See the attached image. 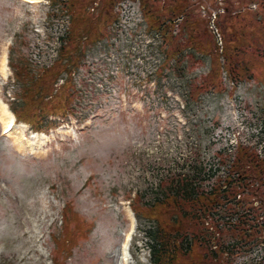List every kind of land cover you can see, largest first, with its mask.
<instances>
[{
	"label": "rangeland",
	"instance_id": "rangeland-1",
	"mask_svg": "<svg viewBox=\"0 0 264 264\" xmlns=\"http://www.w3.org/2000/svg\"><path fill=\"white\" fill-rule=\"evenodd\" d=\"M37 1L0 0V58L7 52L8 66L6 77L0 73V99L25 143L46 136L36 151L22 149L3 133L8 117L0 109V264H122L120 247L132 223L130 264H153L148 234L157 209H149L166 174L202 168L198 182L208 188L228 173L238 144L264 156V27L257 3L243 0L251 11L240 22L226 18L230 33L246 35L240 39L252 75L233 83L224 71L216 89L192 97L211 55L191 57L186 49L182 63L171 60L156 72L169 49L160 32L148 28L140 0H112L103 38L89 44L73 72L75 112L61 116L26 106L24 87L33 79L15 76L17 66L36 73L50 65L71 27L69 15H60L61 0ZM187 1L222 48L226 0ZM231 1L233 11L243 10L242 0ZM85 4L97 13L106 0ZM260 213L258 236L232 247L222 264H264ZM216 235L235 241L230 231Z\"/></svg>",
	"mask_w": 264,
	"mask_h": 264
},
{
	"label": "trees",
	"instance_id": "trees-1",
	"mask_svg": "<svg viewBox=\"0 0 264 264\" xmlns=\"http://www.w3.org/2000/svg\"><path fill=\"white\" fill-rule=\"evenodd\" d=\"M140 1L148 28L160 32L161 46L169 48L156 72L160 73L171 60L182 63L186 49H192L188 52L191 57L195 52L211 55L209 71L201 82L193 84L190 96L216 89L224 71L233 83L252 75V67L246 61L247 49L240 39H245V33L241 37L230 33L229 20L235 17L240 22L251 11L243 0V10L233 11L231 0L222 6L224 10L219 14V19L222 15L219 28L225 38L222 48L211 39L214 35L203 26L204 19L193 15L187 0ZM253 1L261 15L257 21L264 27V0ZM60 3L63 4L60 15H69L71 27L60 37L57 58L36 73L27 65L17 66L15 76L18 80L33 79L24 87L26 106L37 104L44 114L62 116L75 112L74 70L80 67L79 61L89 44L103 38V30L114 15L108 6L112 0H106V6L97 13L85 0H61ZM228 40L236 44L229 45ZM12 110L20 117L16 109L12 107ZM220 158L225 161L223 155ZM201 172L202 168L194 167L192 171L168 173L159 183L161 192L149 209H157L154 228L148 234L153 264H181L186 257L200 259V264H222L232 247L258 236L259 220L263 217L260 212L264 209V156L247 145L238 144L228 173L213 180L208 188L198 182L197 175ZM224 231L234 234L235 241L226 244L221 238L216 240V234ZM196 249L200 250L199 254H194ZM55 263L62 264L59 260Z\"/></svg>",
	"mask_w": 264,
	"mask_h": 264
},
{
	"label": "bare ground",
	"instance_id": "bare-ground-1",
	"mask_svg": "<svg viewBox=\"0 0 264 264\" xmlns=\"http://www.w3.org/2000/svg\"><path fill=\"white\" fill-rule=\"evenodd\" d=\"M25 1L35 2V3L38 2L37 0H25ZM3 54H4V56L0 58V73H2L3 77H6L7 73H8V71H7V69H8L7 55H6L7 52H4ZM0 109H1L2 113L8 117V119L5 120V122L3 124V130H4L10 122L14 121V117H13V114L8 110L7 105L1 99H0ZM15 132L16 131L13 129L8 134V136L15 137L17 144L19 146H21L22 149H25V150L27 149L29 151H36L39 147V143L42 141H45L44 139L46 137L44 134H42V135H38V134L35 135L34 134V136H33L34 140L30 143H25V141H23V136L22 135L16 136ZM33 149H35V150H33ZM132 218H130V219H132ZM130 222H131V220H130ZM131 229L133 230L132 233L130 232ZM134 229H135V226L132 223L129 232H127L124 235V239L121 243V247H120L121 257L120 258L122 260V264H130V261L132 259L131 248H132V239L134 237Z\"/></svg>",
	"mask_w": 264,
	"mask_h": 264
}]
</instances>
